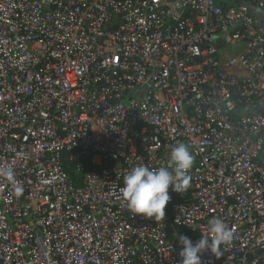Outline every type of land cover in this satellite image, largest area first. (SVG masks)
<instances>
[{"label":"built area","instance_id":"obj_1","mask_svg":"<svg viewBox=\"0 0 264 264\" xmlns=\"http://www.w3.org/2000/svg\"><path fill=\"white\" fill-rule=\"evenodd\" d=\"M184 143L163 218L122 201ZM0 264H264V0H0Z\"/></svg>","mask_w":264,"mask_h":264},{"label":"clouds","instance_id":"obj_2","mask_svg":"<svg viewBox=\"0 0 264 264\" xmlns=\"http://www.w3.org/2000/svg\"><path fill=\"white\" fill-rule=\"evenodd\" d=\"M193 164L194 157L186 144L173 146L168 166L152 169L139 165L124 175L120 190L122 201L134 215L163 218L165 207L170 201L169 188L176 193L186 192L190 187L189 172ZM0 177L9 181L15 191H22L12 168L0 167ZM207 229V233H202L195 242L188 236L177 235L179 245H182L180 264H202L201 255L205 251L217 256L220 246L232 238V231L223 219L211 218Z\"/></svg>","mask_w":264,"mask_h":264},{"label":"trees","instance_id":"obj_3","mask_svg":"<svg viewBox=\"0 0 264 264\" xmlns=\"http://www.w3.org/2000/svg\"><path fill=\"white\" fill-rule=\"evenodd\" d=\"M246 0H228V4H233V5H241L245 3Z\"/></svg>","mask_w":264,"mask_h":264}]
</instances>
